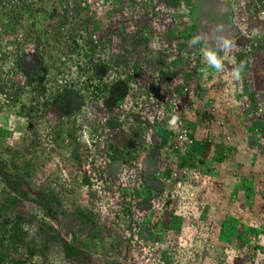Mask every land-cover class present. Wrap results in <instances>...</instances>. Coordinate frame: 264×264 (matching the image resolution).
<instances>
[{"label":"rangeland","instance_id":"1","mask_svg":"<svg viewBox=\"0 0 264 264\" xmlns=\"http://www.w3.org/2000/svg\"><path fill=\"white\" fill-rule=\"evenodd\" d=\"M119 6L123 9L117 10ZM28 9L33 10L30 18ZM34 18L54 52L67 31L101 40L105 47L95 57L105 62L111 57L112 63L99 82L111 86L120 79L127 82V89L118 103L121 115L116 128L106 125L110 115L104 102H99L100 111L94 104L81 103L73 117L51 112L42 113L43 117L35 114V120L31 112L24 118L0 112V122L9 132L0 139V160L8 166L14 157H23L36 168L19 194L10 193L15 200L9 219L21 215V229L26 232L17 252L8 251L10 260L15 259V264H213L224 248L232 264H264V252L254 253L237 241L249 220L248 228L261 231L255 243L264 246V0H126L105 7L94 0H0V107L10 103L24 83L13 42L27 40L29 49L37 43L29 30ZM117 22L118 30L112 31L111 24ZM217 25H223L221 35L236 43L221 72L203 58L205 48H217L213 36ZM195 36L201 37L200 42L190 45ZM73 56L60 75L54 74L53 86L77 77L81 62ZM241 62L242 79L235 81L231 72ZM184 129L196 139L209 134L212 141L203 152L160 148L166 138ZM223 132L229 141L224 153L225 141L216 142ZM110 144L119 149L118 167L110 160ZM186 153L194 157L195 166L201 158L203 166H185L181 157ZM16 170L0 172L2 205L10 196L7 177ZM149 172L157 177L151 189L144 185ZM203 188L210 190L207 196L202 195ZM166 195L172 202L165 209ZM79 212L86 218H80ZM171 215L183 218L182 229L168 236L159 227V234L148 229L153 235L140 241L146 220L157 224ZM131 216L136 222L127 227ZM165 241L170 248L175 246L174 253L167 246L161 249ZM65 244L76 255L67 258Z\"/></svg>","mask_w":264,"mask_h":264},{"label":"trees","instance_id":"2","mask_svg":"<svg viewBox=\"0 0 264 264\" xmlns=\"http://www.w3.org/2000/svg\"><path fill=\"white\" fill-rule=\"evenodd\" d=\"M94 1L95 4H99L103 7L115 1H117L118 4L120 5L126 3V0H94ZM122 9L123 8L122 7L120 8L119 6L117 10H122ZM74 10H78V8L74 7ZM117 10H114V12H116ZM32 13L33 10L28 9L26 17L30 18ZM109 13H112L111 10L109 11ZM34 21L31 22L29 30H30V34L32 36H35L37 43H34V45L29 49L27 46L28 43L27 40L25 41L16 40L15 42H13L14 46L17 48L18 51L14 57L18 75H20V78L24 80V83L21 84V86H19V94L14 96L13 100L10 103H5L0 107V112L2 113L6 112L7 114L11 113L16 117H21V118L28 117L30 112L34 113V115L40 114L39 115L40 117H43L41 116L42 113L45 116L46 114L51 112L58 113L59 115L62 116L73 117L74 113L77 112L78 110V105L81 103L88 102L91 103L92 105L94 104L97 107L94 109L100 111L101 108L99 106V102H104L103 107L105 108V112H107V114L110 115L109 117L106 118V125L109 126L110 128H116L120 126L118 122V117L121 114L118 109V103H120L123 99V96L127 89V82L118 79L113 84H111V86H109L104 82H99L105 77L106 70L110 67V63H112L111 57H110V61L108 60L109 62H105L101 60L100 56L97 58L95 57L98 49L99 50L104 49L105 45L103 44V42L99 39L96 40L95 38H91V37L84 38L83 36H76V34L73 33V31L71 30L70 32L68 31L64 32L63 36L57 40L58 43L56 45V51L54 52L52 49L53 46L52 48L51 47L48 48L50 40H45L46 36L43 37L44 33L38 27L39 21L36 18H34ZM111 25H113L112 31L116 30L119 27L118 22L117 24H111ZM106 41H108L110 45L109 35L108 38H106ZM71 56H73V58L76 59V62L79 61L81 62L78 63V67H77L78 70L76 72L77 77L73 79L69 78L70 80L64 81V83L61 84L60 87H55L56 85L53 86L54 83L51 84V81L55 82L56 84L57 80L55 79V75H60V73L62 72V68L66 65L68 59H70L69 57ZM114 61H117V59H114ZM78 77L80 78L83 77L84 80L80 82V79H78ZM97 83L98 85L95 86V84ZM23 96L26 97L25 101L22 100L24 104L21 102V98ZM25 102L28 103L29 106ZM17 105L20 106L16 110L15 107H17ZM114 114H116L115 117ZM34 119L38 120V116L35 115ZM1 120L2 119L0 117V121ZM167 120L170 121V116L168 117ZM29 129L31 128L29 127ZM8 134L9 132L7 130L6 125L1 123L0 139H2V137H5ZM135 137L138 138L136 134ZM190 137L192 139L193 137L195 138L194 143L190 148V150L191 149L200 150L198 152L201 151L203 152V149L206 147V145L212 141L211 140L212 138H210L211 136L209 134H205L203 139L200 138L196 139L194 134H190ZM217 138L219 140L218 142H221L222 139L225 141L226 140L225 133L223 132V134L217 136ZM228 143L229 141L228 142L225 141V145H224L225 149L221 150L222 153H224L225 150L228 151L229 149L227 146ZM163 146L164 147H160V148L166 150L170 149L173 151H179L181 149L176 145L174 135L172 137L166 138L165 145L163 144ZM232 149L233 148L231 147V152H233ZM136 154H137L136 152L135 153L133 152V155ZM187 154L188 153L182 155L181 157L183 158L185 166L188 165V168L198 167V169L201 165L203 166V161L201 158L199 157L197 158L198 159L196 162L197 166H195L194 157L191 156L190 158H188ZM143 156H139V159L142 158ZM118 157H120L119 149L116 148V145L110 144V160L112 164H115L117 167L120 165V163L117 161ZM135 158H137V156H135ZM218 158L220 159L219 156ZM218 158L216 159V161L218 163H221L222 161H220ZM14 167L17 168L16 170L17 172L13 171L15 174L7 177L8 178L7 185L10 191L6 195L10 193L19 194L20 191L19 189L22 183L25 182L26 179H28L30 176H32L36 169L33 168V164L30 161H27L23 157H14L12 163L8 166H6V164H4V162L0 160V172L1 171L3 172V170L4 171L13 170ZM202 171L203 170H201V172ZM155 174H156L155 172L154 173L149 172L144 177V179H146L147 182V183L145 182L144 185L145 186L148 185L150 189L152 188L151 183L157 178ZM204 174L208 175V171H206ZM192 181H197V179L193 177ZM244 183L245 186L248 185V183L246 182ZM153 190L155 191V189ZM202 192H203L202 195L205 193V195L207 196L210 190L203 188ZM139 195L140 194H138L137 196ZM166 196L168 199L166 204H164L165 209L167 208L166 206H168L167 204L170 203V201L172 202L171 196L170 195H166ZM10 197L11 194L9 197L4 198L5 205L4 204L2 205L0 203V264L16 263L15 259L10 260L9 258L10 254H8L9 253L8 251H10V249L15 248L17 252L18 247L24 244V240L26 237V232H22L21 229L23 226L24 218L21 215H17L14 216L12 219H9L8 215L9 212H11L10 207L15 200L14 196L13 198ZM177 199L179 198L177 197ZM196 199L202 201V197L200 196H196ZM78 216L80 218H86L84 212H79ZM224 221H228V219H225ZM134 222L136 221H134L132 216L127 218L126 221L127 227L130 223H134ZM183 222L184 220L181 216L177 217L175 215H171L170 218H168L166 221H163L161 223L157 222V224H153L152 221L146 220L145 223L147 224L143 223L144 228H142L143 230L139 235L140 241L146 239L148 234L151 233L148 231V229L153 230L155 234H159L157 232V229L159 227V229L163 230L165 235L167 234L168 236L171 233L173 234V232L175 233L178 229H182ZM217 222L218 224L222 223L219 221ZM140 224L142 226V223L140 222L137 223L136 227L139 228ZM145 226H147V228H145ZM129 230H131L130 227ZM153 231L151 235H153ZM241 231H243V235H241V233L237 234V241L239 242L238 246L243 245L248 249L249 247H252L254 253L264 252V246L262 244L261 245L258 244L257 242L256 244L254 240V237H257L259 233H261V231L253 227L252 229H250L248 228L247 224H244L242 226ZM40 234H38V236ZM233 234L235 235V232H233ZM173 238L175 239V236ZM250 242L253 245H251ZM163 244L165 245L163 247L161 246L162 250H166L165 246H167L168 250L171 249L172 252L173 250L175 251V246L170 248V244L166 241L161 243V245ZM65 245H66L65 255L67 258L76 255V252L73 248H71L67 244ZM211 245H212L211 243L207 242V246H211ZM227 253H228L227 250L223 248L221 252L218 253L219 255L218 256L216 255V259L214 260L213 264H232V262L229 261L230 258L227 257Z\"/></svg>","mask_w":264,"mask_h":264},{"label":"clouds","instance_id":"3","mask_svg":"<svg viewBox=\"0 0 264 264\" xmlns=\"http://www.w3.org/2000/svg\"><path fill=\"white\" fill-rule=\"evenodd\" d=\"M224 31L223 25H217V27L213 30V36L217 41V48L215 50L205 48L203 50V58L206 61L209 67L214 68L217 72H221L224 70V60L227 57V54L234 48H236L235 41L227 36L221 35ZM201 40L200 36H195L190 41V45H195L199 43ZM223 52L224 55L221 56L220 52ZM244 72V63L241 62L238 67H235L231 72V78L235 81H239L242 79V74Z\"/></svg>","mask_w":264,"mask_h":264},{"label":"built area","instance_id":"4","mask_svg":"<svg viewBox=\"0 0 264 264\" xmlns=\"http://www.w3.org/2000/svg\"><path fill=\"white\" fill-rule=\"evenodd\" d=\"M176 145L181 149L191 148L194 140L190 137L189 132L184 129L180 130L175 136Z\"/></svg>","mask_w":264,"mask_h":264},{"label":"crops","instance_id":"5","mask_svg":"<svg viewBox=\"0 0 264 264\" xmlns=\"http://www.w3.org/2000/svg\"><path fill=\"white\" fill-rule=\"evenodd\" d=\"M216 142H218V141H216ZM251 161V160H250ZM246 164L248 165V163L246 162ZM251 165V164H250ZM242 170V169H241ZM245 170V169H244ZM243 170V171H244ZM242 171V172H243ZM246 183H248V185H246V186H252L253 184L252 183H250V182H246ZM227 195V194H226ZM246 221H248V220H245V223L244 224H247L248 222H246Z\"/></svg>","mask_w":264,"mask_h":264}]
</instances>
